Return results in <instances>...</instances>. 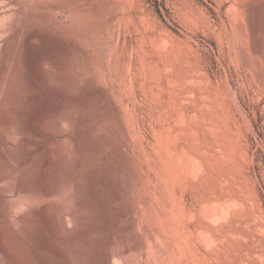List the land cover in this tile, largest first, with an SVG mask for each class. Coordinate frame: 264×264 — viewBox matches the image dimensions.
<instances>
[{
    "label": "rangeland",
    "instance_id": "374dc122",
    "mask_svg": "<svg viewBox=\"0 0 264 264\" xmlns=\"http://www.w3.org/2000/svg\"><path fill=\"white\" fill-rule=\"evenodd\" d=\"M3 71L4 264H264V0H0Z\"/></svg>",
    "mask_w": 264,
    "mask_h": 264
},
{
    "label": "bare ground",
    "instance_id": "6f19581e",
    "mask_svg": "<svg viewBox=\"0 0 264 264\" xmlns=\"http://www.w3.org/2000/svg\"><path fill=\"white\" fill-rule=\"evenodd\" d=\"M9 59V58H8ZM8 63H10L9 62V60H8ZM7 66V65H6ZM10 65L8 64V67H9ZM66 73H65V78H66V81H67V83L70 85L71 84V82H73L72 80V78H71V75H72V73H71V71L70 70H66L65 71ZM9 74V73H8ZM7 76V72L6 71H3V78L1 79V83H0V90H1V86H3L4 85V80L7 78L6 77ZM46 76V75H45ZM73 77V76H72ZM75 77V76H74ZM49 78V77H48ZM76 80V79H75ZM75 82H73V84H74ZM72 84V85H73ZM33 106V105H32ZM60 106V105H59ZM31 106H29L28 108H30ZM34 107V106H33ZM32 108V107H31ZM59 109H61V111H60V113H57L58 115V117H57V121H56V123L57 124H63V123H66V124H72V117L70 116V114H69V112H68V109L67 108H65L64 106H61V107H54V108H52L50 111H48L49 113H51V114H54L55 113V115L54 116H56V112L59 110ZM32 109H30V111H31ZM33 111V110H32ZM32 111H31V115H33L32 114ZM33 112H36V110L35 111H33ZM51 116V115H50ZM33 117H35V120H42L43 119V115L41 114V113H39V111H37L35 114H34V116ZM33 118H31V120H32ZM34 120V119H33ZM0 122H1V115H0ZM43 122V121H42ZM40 124H38V126H39ZM7 126H9L10 127V129H14V126H15V124H14V121H13V118H8L7 119ZM13 127V128H12ZM38 129V128H37ZM10 131H12V130H10ZM14 131V130H13ZM18 131V130H17ZM43 131V130H42ZM44 132V131H43ZM42 133V132H41ZM9 134H11L10 132H9ZM10 136V135H9ZM3 142H4V135H3V133L0 131V144H3ZM48 152H51V150L50 151H48ZM53 153V152H52ZM52 157H53V155H52ZM50 155H49V161H52L53 160V158H52ZM47 164L49 163V162H46ZM51 163V162H50ZM50 163H49V165H50ZM18 166V165H17ZM49 167V166H48ZM16 168V167H15ZM17 169H19V168H17ZM13 170H14V168H13ZM44 170V169H43ZM11 171H12V169H11ZM47 171V170H46ZM15 172H16V170H15ZM19 173V172H18ZM44 173V172H43ZM48 173V172H47ZM46 172L44 173V177H45V179L47 178V175L49 174H47ZM107 173V172H106ZM16 174V173H15ZM102 174V173H101ZM105 174V173H104ZM42 175V174H41ZM107 176V175H106ZM106 176H104V178L106 177ZM110 176V175H109ZM13 177V176H12ZM15 177V176H14ZM50 177V176H49ZM48 177V178H49ZM108 177V176H107ZM4 176H2V175H0V182H2L3 180H4ZM110 178V177H109ZM98 179V178H97ZM113 179H114V177H113ZM124 179V178H123ZM49 180V179H48ZM102 180V179H101ZM125 180L127 181L128 179L127 178H125ZM42 181H43V178H42ZM47 181V180H46ZM107 181V180H106ZM116 181V180H115ZM123 181V180H122ZM126 181L124 182V183H126ZM129 181V180H128ZM44 182V181H43ZM35 183V182H34ZM108 183V182H107ZM106 183V184H107ZM110 183V182H109ZM33 184V183H32ZM45 184V183H44ZM43 184V185H44ZM105 184V183H104ZM105 184V185H106ZM122 184V183H121ZM129 184V183H128ZM46 185H47V183H46ZM46 185L45 186H40V187H38L39 185H37V188L34 186V188L33 187H26V188H23V190H21L20 191V193L22 192L23 193V195L24 196H26V197H31V198H35V200L36 199H46V198H49V196H53L52 194H55V195H58V194H60V191H57V190H53V189H50V187L48 188V187H46ZM90 186V185H89ZM107 187V186H106ZM51 188H53V187H51ZM73 188V187H72ZM92 188V187H91ZM105 188V187H104ZM65 189V188H64ZM68 189V192L67 193H70L69 192V188H67ZM94 189V188H93ZM130 189V188H129ZM60 190V189H59ZM62 191V190H61ZM66 191V190H65ZM64 191V192H65ZM93 191V190H92ZM115 191H116V189H115ZM115 191H113V192H115ZM72 192V191H71ZM105 192V191H104ZM103 192V193H104ZM112 192V191H111ZM119 192V191H118ZM128 192H130V191H128ZM92 193V192H91ZM101 193V192H100ZM106 193V192H105ZM116 193V192H115ZM115 193H114V195H115ZM120 193V192H119ZM98 194V193H97ZM108 194V193H107ZM118 194V193H117ZM123 194V193H122ZM127 194V193H126ZM22 195V197H24ZM103 195V194H102ZM112 195V194H111ZM128 195V194H127ZM65 196V195H64ZM117 196V195H116ZM26 197H24L25 199H26ZM74 197V196H73ZM72 197V198H73ZM106 197H108V196H106ZM109 197H110V193H109ZM112 197V196H111ZM110 197V198H111ZM28 198V199H29ZM76 198H78V197H76ZM122 198V197H121ZM71 199V198H70ZM73 199H75V198H73ZM23 200V199H22ZM30 200H32V199H30ZM40 200H36V201H40ZM50 200V199H49ZM53 200H54V197H53ZM69 200V199H68ZM79 200V199H78ZM77 199H76V201H78ZM105 200V199H104ZM103 200V201H104ZM75 201V200H74ZM75 201V202H76ZM106 201H107V199H106ZM29 203H30V201H28ZM42 202V204H43V201H41ZM40 202V203H41ZM50 202V201H49ZM64 203H65V201H63ZM70 202V201H69ZM71 202H73V200L71 199ZM80 202V201H79ZM24 203H25V201H24ZM31 203H33L32 201H31ZM38 203V202H37ZM46 203H48L47 202V200H46V202L44 203V205H43V207H40L41 209L40 210H36L35 209V211H36V214H33V216H35V218H36V220H39V219H42V220H45L46 221V226H47V228H48V231H50V232H52V233H54L55 231H60V223L59 222H57V220H55V218H53L50 214H49V211H50V209L52 210L53 209V207L52 208H50V209H48V207H50L49 206V204H46ZM4 203H0V238H2V239H4L6 236H7V231H6V226L4 225V220H5V217L7 216V214L4 212V210H3V205ZM21 204H23L22 202H21ZM20 204V205H21ZM41 204V205H42ZM53 204V203H52ZM69 204V203H68ZM77 205V204H81V202L80 203H74V205ZM19 205V204H18ZM28 205V204H27ZM30 205V204H29ZM32 205V204H31ZM86 205V204H85ZM33 206V205H32ZM57 206V205H56ZM59 206V205H58ZM65 206V205H64ZM20 207V206H19ZM27 207V206H26ZM25 207V208H26ZM77 207V206H76ZM86 207V206H85ZM24 208V207H23ZM28 208V207H27ZM26 208V209H27ZM20 209V208H19ZM59 209V208H58ZM21 210V209H20ZM49 210V211H48ZM67 210V209H66ZM68 210H71V209H68ZM22 211H24V209L22 210ZM77 212V211H76ZM75 212V213H76ZM52 213H54L53 212V210H52ZM51 213V214H52ZM66 213V212H65ZM56 214V213H55ZM62 214V213H61ZM70 214V213H69ZM68 214V215H69ZM73 215H74V213H72ZM77 214V213H76ZM80 214V213H79ZM63 216H65L64 214H62ZM32 216V217H33ZM58 216H59V213H58ZM70 216V215H69ZM72 216V215H71ZM77 216V215H76ZM62 217V216H61ZM132 217V216H131ZM72 218V217H71ZM63 219V221H64V219H66L65 217L64 218H62ZM28 220H30V219H28ZM67 220V219H66ZM65 220V221H66ZM27 221V220H26ZM31 221H33V220H31ZM74 220L72 219V222H73ZM75 221H76V219H75ZM67 222V221H66ZM65 222V223H66ZM77 222V221H76ZM37 223H39V222H36V224ZM42 223V222H41ZM62 223V222H61ZM43 224V223H42ZM41 224V225H42ZM64 224V223H63ZM73 224V223H72ZM75 224H77V223H75ZM104 224V223H103ZM106 224V223H105ZM104 224V225H105ZM39 225H40V223H39ZM44 225V224H43ZM66 225V224H65ZM103 225V226H104ZM135 225V224H134ZM137 225V224H136ZM63 226V225H62ZM67 226V225H66ZM97 226V225H96ZM95 226V227H96ZM98 226H99V224H98ZM103 226L101 227V228H103ZM130 226H132V224H130ZM129 227V226H128ZM136 227V226H135ZM137 227H138V225H137ZM38 228H39V226H38ZM66 228H68V227H66ZM65 227H64V229H66ZM99 228V227H98ZM130 229H131V227H129ZM128 228V229H129ZM45 229V228H44ZM93 229H95V228H93ZM125 229V228H124ZM130 229H129V231H130ZM134 229H137V228H134ZM28 230V229H27ZM42 231H43V228L41 229ZM41 230H38L39 232H41ZM70 230V229H69ZM88 230V229H87ZM45 231H47V230H45ZM45 231H44V233H45ZM126 231V230H125ZM32 232H34V231H32ZM50 232H48V233H50ZM84 232H86V231H84ZM63 233V232H62ZM61 233V231H60V234H62ZM122 233V232H121ZM126 233L127 232H125V235H126ZM37 234V233H36ZM42 234V233H41ZM59 234V233H58ZM116 234H118V233H116ZM37 235H39V234H37ZM87 235V234H86ZM85 235V236H86ZM121 234H119V236H120ZM135 235V234H134ZM40 236V238H41V235H39ZM45 236H46V234H45ZM63 236V235H62ZM130 236H131V234H130ZM72 237H74V236H72ZM80 237H82V236H80ZM90 237V236H89ZM93 237V236H92ZM116 237H118V236H116ZM125 237V236H124ZM132 237V236H131ZM34 238H35V236H34ZM37 238V237H36ZM36 238H35V240H36ZM43 238V237H42ZM42 238H41V240H42ZM47 238H48V236H47ZM52 238V237H51ZM67 238V237H66ZM70 238V237H69ZM79 238V237H78ZM114 238V237H113ZM44 239V238H43ZM50 239V238H49ZM73 239V238H72ZM76 240H77V238H75ZM120 239V238H119ZM46 240V239H45ZM66 240V239H65ZM75 240V241H76ZM91 240V239H90ZM121 240V239H120ZM119 240V241H120ZM125 240V239H124ZM38 241V240H37ZM37 241H35V242H37ZM51 241V240H50ZM118 241V240H117ZM116 241V243L118 244V242ZM122 241V240H121ZM129 241V240H128ZM34 242V243H35ZM44 242V241H43ZM43 242H41V246H42V243ZM77 242H79V240L77 241ZM114 242V241H113ZM122 242H125V241H122ZM40 243V242H39ZM68 243V242H67ZM70 243H72V242H70ZM76 243V242H75ZM74 243V244H75ZM80 243H82L81 242V240H80ZM79 243V244H80ZM115 243V242H114ZM128 243V242H127ZM30 245L32 244V243H29ZM36 244V243H35ZM46 244V243H45ZM73 244V245H74ZM90 244V243H89ZM126 244V243H125ZM124 244V245H125ZM37 245H38V243H37ZM69 245V244H68ZM77 244H75L74 246H73V248H75V246H76ZM85 245H87V244H85ZM84 244H83V246H85ZM113 245V244H112ZM127 245V244H126ZM129 245V244H128ZM36 246V245H35ZM53 246V245H52ZM65 246V245H64ZM79 246V245H78ZM82 246V245H81ZM115 246V245H114ZM7 247V244L5 243V241H0V248H2V249H4L5 250V248ZM32 247H33V245H32ZM44 247V246H43ZM47 249H49L48 247H46ZM79 248H80V246H79ZM86 248V247H85ZM115 248V249H114ZM114 248H112V249H108L109 251L107 252V254H108V259H105L104 260V262L103 263H100V264H115L114 262H113V260H112V258H116L121 252L123 253V255H124V253L126 254V252H125V250L127 249L126 247L124 248V246H123V249H122V251H121V249L119 250V249H116L117 247H114ZM54 249H56V248H54ZM58 249H60V248H58ZM57 249V250H58ZM68 249V248H67ZM66 249V250H67ZM71 249V248H70ZM77 249V248H76ZM57 250H56V252H57ZM72 250H74V253H72V254H74L73 256H75V259L74 260H77L76 262V264H87V262H88V260L89 259H87V255H85L86 254V252H84L85 254H82L81 253V251L80 252H78V251H76L75 249H72ZM81 250V249H80ZM51 251V250H50ZM68 251V250H67ZM128 251H129V248H128ZM59 255L61 256V257H63V258H65L66 257V254L63 252V251H61V250H59ZM36 257V256H35ZM120 257L121 258H125L126 257V255H125V257L124 256H121L120 255ZM37 258V257H36ZM38 258H39V256H38ZM70 258V257H69ZM107 258V257H106ZM14 259H15V257H14ZM17 260H18V257L16 258ZM40 259V258H39ZM42 259V258H41ZM40 259V260H41ZM118 259H120L119 258V256H118ZM40 260H38L37 259V262L35 263V264H47V263H45V259L43 258V260L42 261H40ZM73 260V259H72ZM121 260V259H120ZM28 261V260H27ZM43 261H44V263H43ZM70 261V260H69ZM121 261H124L125 262V264H127V261L129 262V260H127L126 259V261L125 260H121ZM15 262L17 263V264H24V262H22L21 263V260L19 259L18 261H16L15 260ZM26 262V261H25ZM30 262V261H29ZM74 262V261H73ZM124 262H121V263H123L124 264ZM49 263V262H48ZM75 263V262H74ZM0 264H4V262L2 261V259H0ZM26 264H28V263H26ZM29 264H32L31 262L29 263Z\"/></svg>",
    "mask_w": 264,
    "mask_h": 264
}]
</instances>
